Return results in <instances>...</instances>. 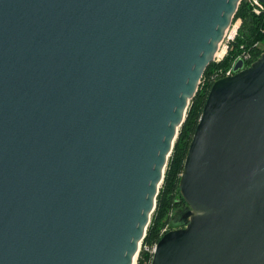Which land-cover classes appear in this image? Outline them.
<instances>
[{"label":"water","instance_id":"obj_1","mask_svg":"<svg viewBox=\"0 0 264 264\" xmlns=\"http://www.w3.org/2000/svg\"><path fill=\"white\" fill-rule=\"evenodd\" d=\"M241 1L0 0V264L137 263ZM234 72L189 147L186 224L151 264H264V51Z\"/></svg>","mask_w":264,"mask_h":264},{"label":"trees","instance_id":"obj_2","mask_svg":"<svg viewBox=\"0 0 264 264\" xmlns=\"http://www.w3.org/2000/svg\"><path fill=\"white\" fill-rule=\"evenodd\" d=\"M237 18H241L242 22L237 35L230 43L228 53L221 61H213L208 65L198 91L190 101L186 119L179 129L166 166L164 180L157 196L156 208L148 225L136 264H151L152 254L146 247L152 246L145 247V245H154L165 233L186 224L184 214L188 205L181 195L179 182L196 126L203 113L210 87L214 83L211 74L219 68H228L245 49H252L257 57L264 51V47L259 45L260 42L264 43V11L257 14L253 11V6L248 0H242L233 22ZM256 43L258 45L255 47ZM208 76L210 79L205 82ZM165 225H169V227L161 233Z\"/></svg>","mask_w":264,"mask_h":264},{"label":"built area","instance_id":"obj_3","mask_svg":"<svg viewBox=\"0 0 264 264\" xmlns=\"http://www.w3.org/2000/svg\"><path fill=\"white\" fill-rule=\"evenodd\" d=\"M248 2L253 6V11L256 12L257 14H260L262 11H264V3L263 2H261L259 0H248ZM238 28H239V26H237V29H234V27H233L232 29L227 30L225 38L222 41L223 44L221 43L222 45L220 44V48H219L221 55H219L218 53H217L218 56L216 55L217 61H221L226 56V54L228 53L227 49L229 47V44L234 40L235 36L237 35ZM225 42H227V44H225ZM257 45H258V43L255 44V47ZM258 57H256V54H254L252 49H245L244 51H242L237 56V58L233 61V63L228 68H220L219 70H217V72L212 76V79L215 82L219 78L234 75L235 74L234 68H235L236 63L239 60H243L244 67H247L253 61H255ZM142 244H143V241H142ZM156 246H157V243H155L152 247H146V249H148L150 251V253L152 254V258H153V255L155 253Z\"/></svg>","mask_w":264,"mask_h":264},{"label":"rangeland","instance_id":"obj_4","mask_svg":"<svg viewBox=\"0 0 264 264\" xmlns=\"http://www.w3.org/2000/svg\"><path fill=\"white\" fill-rule=\"evenodd\" d=\"M241 22H242L241 18H237V19L233 22V25H232L231 28H233V27H235V26H236V28H237V26H239V28H240ZM239 28H238V30H239ZM238 30H237V31H238ZM225 44H227V42H225ZM230 45H231V44H229V47H230ZM259 45L264 47V43H262V42H260ZM229 47H228V49H227V52H228L229 49H230ZM217 56H218V54H217ZM217 56H216V57H217ZM256 57H257V56H256ZM215 61H217L216 58H215ZM219 69H220V68H219ZM219 69H217V70H219ZM217 70H216L213 74H211V76H213V75L217 72ZM209 76H210V75H209ZM209 76L205 79V82H207V81L210 79ZM171 215H172V213H171ZM168 227H169V225H165V226L163 227L161 233H163L165 230H167ZM141 246H142V245H141ZM146 246H153V245H145V247H146ZM140 250H141V249H140ZM138 257H139V256H138Z\"/></svg>","mask_w":264,"mask_h":264},{"label":"bare ground","instance_id":"obj_5","mask_svg":"<svg viewBox=\"0 0 264 264\" xmlns=\"http://www.w3.org/2000/svg\"><path fill=\"white\" fill-rule=\"evenodd\" d=\"M232 25H233V23H232ZM232 25L229 27V29H228V30L232 29V28H231V27H232ZM234 29H237V28H236V26L234 27ZM222 44H223V43H222ZM222 44H221V45H222ZM218 54H219V55H221V52L219 51V52H218ZM141 245H142V244H141ZM140 249H141V247H140ZM139 253H140V252H139ZM139 253H138V256H139ZM137 260H138V259H137Z\"/></svg>","mask_w":264,"mask_h":264}]
</instances>
